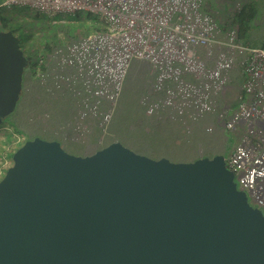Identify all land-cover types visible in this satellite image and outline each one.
Here are the masks:
<instances>
[{"label":"water","instance_id":"1","mask_svg":"<svg viewBox=\"0 0 264 264\" xmlns=\"http://www.w3.org/2000/svg\"><path fill=\"white\" fill-rule=\"evenodd\" d=\"M30 60L0 28V123ZM0 178V264H264V211L223 152L151 157L112 140L72 153L36 135Z\"/></svg>","mask_w":264,"mask_h":264},{"label":"built area","instance_id":"2","mask_svg":"<svg viewBox=\"0 0 264 264\" xmlns=\"http://www.w3.org/2000/svg\"><path fill=\"white\" fill-rule=\"evenodd\" d=\"M15 5L52 23L79 11L96 15V30L55 41L49 51L22 47L49 91L77 98L76 120L64 134L84 138L81 121L89 118L105 126L131 60H147L157 69L147 112L215 115L216 126L237 136L226 159L237 187L264 211V45L243 43L230 21L223 29L203 0H0V10ZM235 62L244 80L232 107L226 91Z\"/></svg>","mask_w":264,"mask_h":264},{"label":"rangeland","instance_id":"3","mask_svg":"<svg viewBox=\"0 0 264 264\" xmlns=\"http://www.w3.org/2000/svg\"><path fill=\"white\" fill-rule=\"evenodd\" d=\"M245 1L203 0V5L222 22ZM255 1L261 12L251 29V40L260 44L264 40V0ZM27 11V7L17 5L0 10V28L12 29L20 39V46L27 50H37L41 46L40 36L45 40L60 42L98 27L94 23L96 15L92 13L79 11L66 14L63 21L52 23L41 14ZM156 76L157 69L149 61L132 59L105 126H99L97 120L92 118L82 120L87 135L73 140L67 139L63 133L70 132L69 124L76 120L77 98L59 90L49 91L34 74L30 62L24 71L23 89L17 107L0 123V178L12 161L13 151L26 139L36 135L58 139L66 150L77 154L92 152L90 135L93 136L97 130L100 132L98 144L119 133L125 145L151 157L192 160L223 152L227 159L237 136L216 126L215 115L206 113L192 120L186 116L173 119L161 113L147 112L149 100L157 95L154 89ZM242 82L229 81L226 95L232 107L236 104ZM211 124L212 128L206 130V126ZM71 140L77 142L76 145L70 144Z\"/></svg>","mask_w":264,"mask_h":264},{"label":"trees","instance_id":"4","mask_svg":"<svg viewBox=\"0 0 264 264\" xmlns=\"http://www.w3.org/2000/svg\"><path fill=\"white\" fill-rule=\"evenodd\" d=\"M260 12H261V8L259 7L258 3L255 0H247V1L243 2L240 7H238L237 9H235L232 12V16L230 15L228 18H226V20H224L222 22H220V20H219V25L223 29H225L229 25L228 22L230 21V24L237 28V35H238V39L239 40H241L243 43L248 44V45L263 46L264 45V40L260 44L256 43V40H251V29H252V27H253V25L255 23V19L260 14ZM42 37L43 36H40L39 42H40L41 46L39 48L40 49L43 48L44 50L49 51L50 48H52L53 44H55L56 42L53 41V40L49 41L48 39L45 40ZM97 127L98 126L95 125L96 129H98ZM64 135H65V137L67 139L71 138V136H70L71 133H69L68 135H66V134H64ZM115 135H116V137H113V138H110V139H106L103 144H98L99 137H100V132H98L96 130V133L93 136L90 135L91 141L93 143L92 146L90 147L92 149V152L95 151L96 149L104 146L105 144L109 143L112 140H120L123 143V141L121 139L122 134L118 133V134H115ZM73 140H71L69 143L76 145L77 142H74ZM195 158H193V159H195Z\"/></svg>","mask_w":264,"mask_h":264},{"label":"crops","instance_id":"5","mask_svg":"<svg viewBox=\"0 0 264 264\" xmlns=\"http://www.w3.org/2000/svg\"><path fill=\"white\" fill-rule=\"evenodd\" d=\"M229 76L230 81L240 80L242 82L244 80V74L242 73L240 65L237 62H235L232 68L230 69Z\"/></svg>","mask_w":264,"mask_h":264}]
</instances>
